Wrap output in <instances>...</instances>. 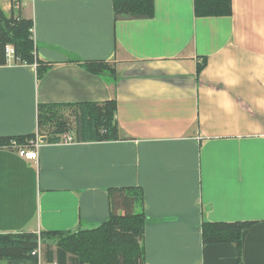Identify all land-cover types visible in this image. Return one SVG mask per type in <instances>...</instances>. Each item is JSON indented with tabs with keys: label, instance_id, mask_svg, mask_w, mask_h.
<instances>
[{
	"label": "crops",
	"instance_id": "0c3cea01",
	"mask_svg": "<svg viewBox=\"0 0 264 264\" xmlns=\"http://www.w3.org/2000/svg\"><path fill=\"white\" fill-rule=\"evenodd\" d=\"M230 7L154 0L152 17L118 20L112 0H23L49 67L0 65V136L37 132L40 103L114 98L125 138L41 141L37 160L0 147V234L97 226L108 188L138 186L145 264H237L233 243H203L204 221L254 222L241 261L264 264V0ZM77 60L112 63L116 83Z\"/></svg>",
	"mask_w": 264,
	"mask_h": 264
},
{
	"label": "trees",
	"instance_id": "16d2710c",
	"mask_svg": "<svg viewBox=\"0 0 264 264\" xmlns=\"http://www.w3.org/2000/svg\"><path fill=\"white\" fill-rule=\"evenodd\" d=\"M23 0L11 2L9 15L0 5V65L7 64V46H11V60L15 63L35 65L40 78L48 65L36 55L33 37V18L20 14ZM115 19L147 18L154 15V0H112ZM231 0H193L195 16L228 15ZM16 9V13L13 10ZM95 75H109L116 83L117 73L112 63L104 60H77ZM203 59L198 73L206 64ZM114 98L100 101L73 103H40L37 105V132L0 136V147L18 151L33 147L45 137L47 143L64 142V135L73 133L72 141H111L123 139L115 118ZM73 112L68 120L66 110ZM109 217L97 226L75 230L40 231L45 238L59 237L53 244L44 240L41 245L42 261L55 264H145L143 232L145 225L144 193L138 186L110 187L107 190ZM252 221H204L200 226L203 243L230 242L235 245L237 264L241 261V232L253 225ZM41 244V243H40ZM37 233L0 234V262L10 264H38L32 251L37 248Z\"/></svg>",
	"mask_w": 264,
	"mask_h": 264
},
{
	"label": "built area",
	"instance_id": "2783aa9c",
	"mask_svg": "<svg viewBox=\"0 0 264 264\" xmlns=\"http://www.w3.org/2000/svg\"><path fill=\"white\" fill-rule=\"evenodd\" d=\"M11 53H12V48L11 46H7V55L8 57L10 58L11 57ZM71 136L69 134H65L64 135V142H69L71 141ZM41 144V141L40 139L36 140L34 142V146L33 147H23V148H20L17 153L26 158V159H30V160H37L38 158V145ZM32 255H36L37 256V259H38V264H40L41 260H42V253H41V244L38 242V245H37V248L31 252Z\"/></svg>",
	"mask_w": 264,
	"mask_h": 264
},
{
	"label": "rangeland",
	"instance_id": "374dc122",
	"mask_svg": "<svg viewBox=\"0 0 264 264\" xmlns=\"http://www.w3.org/2000/svg\"><path fill=\"white\" fill-rule=\"evenodd\" d=\"M2 1V0H1ZM12 1H14V0H3L2 2H3V4L5 3V5H6V3L8 4H10L11 5V2ZM66 114H67V117H68V120L70 121V120H72L73 119V112L71 111V110H66ZM71 122V121H70ZM70 136H72L73 135V133L71 132V133H68ZM41 237H42V235L41 234H37V241L39 242V243H41V245H43L45 242H44V240H47V241H50V242H52L53 244H56L58 241H59V237L57 238V237H55V238H45L44 240H43V242H42V239H41ZM43 238V237H42ZM0 264H10V263H8V261H1L0 262Z\"/></svg>",
	"mask_w": 264,
	"mask_h": 264
},
{
	"label": "water",
	"instance_id": "95a60500",
	"mask_svg": "<svg viewBox=\"0 0 264 264\" xmlns=\"http://www.w3.org/2000/svg\"><path fill=\"white\" fill-rule=\"evenodd\" d=\"M40 141L45 142V137H41Z\"/></svg>",
	"mask_w": 264,
	"mask_h": 264
}]
</instances>
